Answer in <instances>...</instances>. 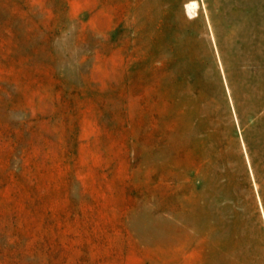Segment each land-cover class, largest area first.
Here are the masks:
<instances>
[{
	"label": "rangeland",
	"instance_id": "1",
	"mask_svg": "<svg viewBox=\"0 0 264 264\" xmlns=\"http://www.w3.org/2000/svg\"><path fill=\"white\" fill-rule=\"evenodd\" d=\"M0 264H264V0H0Z\"/></svg>",
	"mask_w": 264,
	"mask_h": 264
},
{
	"label": "bare ground",
	"instance_id": "2",
	"mask_svg": "<svg viewBox=\"0 0 264 264\" xmlns=\"http://www.w3.org/2000/svg\"><path fill=\"white\" fill-rule=\"evenodd\" d=\"M197 7V3L195 1H189L187 4H186V12L188 14H191V12H193V10H195Z\"/></svg>",
	"mask_w": 264,
	"mask_h": 264
}]
</instances>
